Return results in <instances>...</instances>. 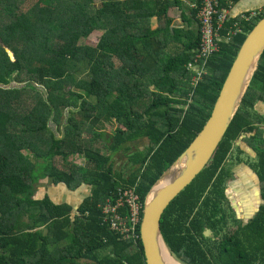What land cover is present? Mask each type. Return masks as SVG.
<instances>
[{"label":"trees","instance_id":"16d2710c","mask_svg":"<svg viewBox=\"0 0 264 264\" xmlns=\"http://www.w3.org/2000/svg\"><path fill=\"white\" fill-rule=\"evenodd\" d=\"M219 1L230 11L240 0ZM184 10L183 0H0V264H145V195L204 126L264 16L263 6L228 17L193 85L198 7ZM256 105H264V52L210 161L161 216L165 244L182 264H264V204L233 230L221 207L230 159L243 154L237 141L254 153L264 200V113ZM128 191L142 205L138 216L122 197ZM118 217L128 236L112 228Z\"/></svg>","mask_w":264,"mask_h":264},{"label":"water","instance_id":"95a60500","mask_svg":"<svg viewBox=\"0 0 264 264\" xmlns=\"http://www.w3.org/2000/svg\"><path fill=\"white\" fill-rule=\"evenodd\" d=\"M253 3L252 0L238 1L229 11L230 17L236 16L235 9L254 7ZM263 52L264 16L241 44L204 126L145 195L138 233L145 264H169L168 259L174 264H182L165 244L160 229L161 216L210 161L238 111ZM203 234L208 236L209 229Z\"/></svg>","mask_w":264,"mask_h":264},{"label":"built area","instance_id":"2783aa9c","mask_svg":"<svg viewBox=\"0 0 264 264\" xmlns=\"http://www.w3.org/2000/svg\"><path fill=\"white\" fill-rule=\"evenodd\" d=\"M198 7L196 19L199 25L200 44L198 52L192 63H189L187 68L193 74L192 83L195 85L203 75H205V65L207 59L218 51V39L219 31L225 25L229 15V10H220L219 0H193L192 8ZM126 196V203L129 205L133 213L138 216V209H142L140 203H136L137 198L132 192H124L122 197ZM121 202H119V205ZM111 211H114L115 207L108 206ZM118 222L112 224V228H117L121 234L128 236L129 230L125 227L123 220L118 217ZM138 219H134V224ZM139 238V235H138Z\"/></svg>","mask_w":264,"mask_h":264},{"label":"flooded vegetation","instance_id":"af4514ba","mask_svg":"<svg viewBox=\"0 0 264 264\" xmlns=\"http://www.w3.org/2000/svg\"><path fill=\"white\" fill-rule=\"evenodd\" d=\"M241 149L243 154L246 153V160L249 161H242L243 154L240 157L230 159L231 174L233 176L227 183L228 187L225 191L226 199L221 203V207L228 211L226 218L227 226H231L233 229H235V223L240 222L242 223L241 225H244V223L250 221L264 204L263 192H260V189L257 188L259 186L258 177L252 169L254 153L246 144L241 146ZM248 171H252L256 176L252 174L250 179H248ZM256 177L257 181H255ZM206 237H211L212 240L216 238L210 230Z\"/></svg>","mask_w":264,"mask_h":264},{"label":"rangeland","instance_id":"374dc122","mask_svg":"<svg viewBox=\"0 0 264 264\" xmlns=\"http://www.w3.org/2000/svg\"><path fill=\"white\" fill-rule=\"evenodd\" d=\"M185 9L187 10L188 8H187V6L185 5ZM180 10H178V9H175V8H172L170 11H169V16L173 19V23L175 24V25H180L181 24V20H180V15H179V12ZM100 35H101V32H99V31H95V32H92L90 35H89V37L87 38L88 40L87 41H89L90 43L89 44H95L96 42H97V40L99 39V37H100ZM258 108H259V113H264V105H256ZM48 126H49V128L54 132V133H56L55 132V125H54V123L53 122H49V124H48ZM237 143H238V145L241 147V146H244L245 145V143H243L242 141H237ZM246 152V151H245ZM246 153H244L243 155H242V157H243V159H242V161H245V162H248L249 160H246ZM250 159V158H249ZM253 159V158H252ZM68 162H73V163H75V164H77V165H79V166H82V165H84V160L82 159V157H81V155L80 156H77V155H70V156H68L67 157V159H66ZM253 161V160H252ZM117 164H119V163H117ZM117 164L115 165V167L117 166ZM247 174H249V177H248V179H250V177H251V175L252 174H254L252 171H248V173ZM255 175V174H254ZM256 176V175H255ZM255 181H257V177H256V180ZM257 187V186H256ZM37 188V187H36ZM257 188H259V186L257 187ZM50 192H52V190H50ZM85 192V190H82L81 192H79L78 194H70L69 192H67V194H66V200H69V199H71V200H73V199H77V200H79L80 199V196L83 194ZM56 195H57V190H56ZM38 196L40 195V193H36ZM231 217V216H230ZM239 223V222H238ZM232 227L230 226L229 227V229H231ZM216 240V238H214L213 239V241H215Z\"/></svg>","mask_w":264,"mask_h":264},{"label":"crops","instance_id":"0c3cea01","mask_svg":"<svg viewBox=\"0 0 264 264\" xmlns=\"http://www.w3.org/2000/svg\"><path fill=\"white\" fill-rule=\"evenodd\" d=\"M184 4L187 6V8H190L192 7V1L191 0H183ZM252 2H254V7H252L251 5L248 6V7H245L244 9H241V10H238V9H235V14L238 15L239 13L241 12H249V11H254V9H259L261 7L264 6V0H252ZM235 5L231 6V10L233 9ZM185 13H188V11L185 9L184 10ZM179 15L181 14V11H179ZM180 17V16H179ZM181 20V18H180ZM181 22V21H180Z\"/></svg>","mask_w":264,"mask_h":264},{"label":"bare ground","instance_id":"6f19581e","mask_svg":"<svg viewBox=\"0 0 264 264\" xmlns=\"http://www.w3.org/2000/svg\"><path fill=\"white\" fill-rule=\"evenodd\" d=\"M169 264H174L170 259H168Z\"/></svg>","mask_w":264,"mask_h":264},{"label":"clouds","instance_id":"9594fccd","mask_svg":"<svg viewBox=\"0 0 264 264\" xmlns=\"http://www.w3.org/2000/svg\"><path fill=\"white\" fill-rule=\"evenodd\" d=\"M143 204V203H142ZM142 210V209H141Z\"/></svg>","mask_w":264,"mask_h":264}]
</instances>
